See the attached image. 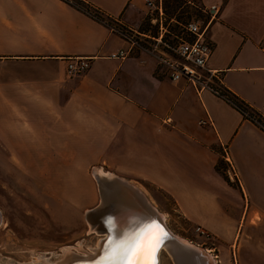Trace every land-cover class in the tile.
Returning a JSON list of instances; mask_svg holds the SVG:
<instances>
[{"label": "crops", "instance_id": "0c3cea01", "mask_svg": "<svg viewBox=\"0 0 264 264\" xmlns=\"http://www.w3.org/2000/svg\"><path fill=\"white\" fill-rule=\"evenodd\" d=\"M84 1L128 25L147 11L145 0ZM202 2L222 7L208 68L264 117V0ZM125 47L106 21L65 0H0V157H100L232 237L223 193L236 188L264 208V129L210 89L163 76L145 51L109 57ZM78 58L91 68L71 74Z\"/></svg>", "mask_w": 264, "mask_h": 264}, {"label": "rangeland", "instance_id": "374dc122", "mask_svg": "<svg viewBox=\"0 0 264 264\" xmlns=\"http://www.w3.org/2000/svg\"><path fill=\"white\" fill-rule=\"evenodd\" d=\"M164 7L168 19L197 14L184 0H164ZM139 25L148 26L146 14ZM99 158L0 157V264L54 263L63 259L67 248L80 254L93 252L104 235L90 231L86 219V213L100 202L97 168L131 182L132 191L138 190L147 198L170 232L203 249L210 264H264V208L255 199L236 188L222 194L224 211L232 221L227 232L233 241L232 237L226 239L224 227L192 222L167 193L146 181L119 174L98 163ZM218 165L225 175L224 165ZM160 262L176 264L167 248L160 253Z\"/></svg>", "mask_w": 264, "mask_h": 264}, {"label": "built area", "instance_id": "2783aa9c", "mask_svg": "<svg viewBox=\"0 0 264 264\" xmlns=\"http://www.w3.org/2000/svg\"><path fill=\"white\" fill-rule=\"evenodd\" d=\"M185 5L195 8L197 14L183 19L169 18L164 0H145L147 27L128 25L107 19L111 30L117 33L127 47L110 54V58L124 60L136 50L145 51L156 61L158 71L172 81L185 79L200 91L210 89L226 97L217 70L208 68L215 44L212 27L219 21L222 7L205 5L202 0H184ZM91 68V61L78 58L68 65L71 74H84ZM251 118L264 129V121L256 113ZM200 125L211 126L212 121L201 120ZM203 234L206 230L199 228Z\"/></svg>", "mask_w": 264, "mask_h": 264}, {"label": "bare ground", "instance_id": "6f19581e", "mask_svg": "<svg viewBox=\"0 0 264 264\" xmlns=\"http://www.w3.org/2000/svg\"><path fill=\"white\" fill-rule=\"evenodd\" d=\"M96 173L100 191V202L96 207L90 209L86 213V219L88 218L89 220L91 227L90 231H94L97 234H104L103 238L99 240L96 246L97 248H94L93 252L80 254L74 253L70 248H67L64 250L63 259L48 264H91L92 261L99 259L103 251V242L109 234V221L112 222V234L116 236L121 235L125 230L133 227L132 221L135 218H152L162 221V218L158 216L156 211L150 208L147 198L138 190L141 198L137 196V191H132L134 188L131 187V182L130 184L125 183L116 179L113 173H108L99 168L96 169ZM162 223L164 224L163 221ZM167 230L170 232L168 228ZM181 242L182 248L178 243L173 241H169L163 248H167L172 253L175 263L176 257H178V259L181 260V264H189L190 262L191 264H210V258L208 257V259L201 256L199 251L196 250V248L199 249L197 246L182 240ZM175 253L177 255H175ZM160 263L159 254V264ZM43 264L47 263L43 262Z\"/></svg>", "mask_w": 264, "mask_h": 264}, {"label": "snow or ice", "instance_id": "6c2138e0", "mask_svg": "<svg viewBox=\"0 0 264 264\" xmlns=\"http://www.w3.org/2000/svg\"><path fill=\"white\" fill-rule=\"evenodd\" d=\"M132 224L133 227L116 236L109 221L102 254L91 264H159V254L170 238L166 226L152 218H135Z\"/></svg>", "mask_w": 264, "mask_h": 264}, {"label": "trees", "instance_id": "16d2710c", "mask_svg": "<svg viewBox=\"0 0 264 264\" xmlns=\"http://www.w3.org/2000/svg\"><path fill=\"white\" fill-rule=\"evenodd\" d=\"M65 1L69 2L77 9L82 10L83 12H86L108 23V20L100 13V11L95 9L92 5H90L86 1L84 0H65ZM222 89L226 93V97L224 98L230 101L246 118L251 119L253 121L251 117L254 116L253 115L254 113H256V115H258L260 119L264 121V117L260 115L258 112H256L254 109H252V107H250L245 101L240 99L237 95H235L228 89H225L223 86ZM219 164L223 165V162H220ZM220 167L221 165H218L217 167L218 171H220Z\"/></svg>", "mask_w": 264, "mask_h": 264}, {"label": "water", "instance_id": "95a60500", "mask_svg": "<svg viewBox=\"0 0 264 264\" xmlns=\"http://www.w3.org/2000/svg\"><path fill=\"white\" fill-rule=\"evenodd\" d=\"M169 236H170V238H169V240L166 242V244H167L169 241H173V242L178 243L179 246L182 248V245H181L182 242H181V240H180L179 238H177L176 236H174L171 232H169ZM184 245H185V244H184ZM196 250L199 251V253H200L201 256L207 258V254L205 253V251H204L203 249H197V248H196ZM175 255H177V254L175 253ZM78 259H81V258H78ZM180 261H181V260H179L178 257H176V263H177V264H181ZM189 264H191V262H190Z\"/></svg>", "mask_w": 264, "mask_h": 264}]
</instances>
